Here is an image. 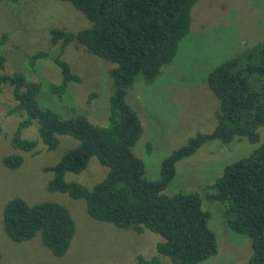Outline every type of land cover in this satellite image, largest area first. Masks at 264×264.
<instances>
[{
    "label": "trees",
    "instance_id": "trees-1",
    "mask_svg": "<svg viewBox=\"0 0 264 264\" xmlns=\"http://www.w3.org/2000/svg\"><path fill=\"white\" fill-rule=\"evenodd\" d=\"M1 1V0H0ZM17 1V0H11ZM81 11L89 25L77 31L50 29L49 43L61 48L75 40L98 57L113 63L108 69L111 90L106 124L91 121L74 111L61 115L37 101L40 84L18 71L4 72L6 57L0 53V92L8 85L13 102L6 109L19 117L10 136L12 147L34 151L41 141L48 150L59 144L60 135L77 143L68 148L45 170L52 176L49 190L82 198L87 213L137 233L150 230L160 235L157 253L168 256L172 264H193L217 252L214 231L208 225L210 212L202 207L196 190L165 191L175 175L176 163L194 153L213 138L228 144L246 138L258 142V127L264 124V34L206 72L205 81L218 100L215 124L211 131H196L186 142L163 156L159 176L148 179L145 164L132 147L142 134V125L134 109L126 102V88L135 79L151 82L164 64L174 57L179 41L188 32L191 9L197 0H66ZM4 34L0 37V45ZM45 50L27 55V64L47 57ZM60 70V81L48 83L49 92L61 98L69 82L80 77L60 54L52 56ZM35 124L36 137H24L22 131ZM150 145H146L149 152ZM106 167L105 175L91 187L66 179L65 173H79L89 158ZM22 162L20 152L3 157L10 168ZM210 195L222 202L227 225L247 235L251 254L241 264H264V140L249 154L228 161L211 184ZM226 205V206H225ZM3 227L10 239L23 241L40 233L44 245L55 256H62L75 231L69 209L56 201L30 203L13 196L3 207ZM133 264H165L158 256L137 254Z\"/></svg>",
    "mask_w": 264,
    "mask_h": 264
},
{
    "label": "rangeland",
    "instance_id": "rangeland-1",
    "mask_svg": "<svg viewBox=\"0 0 264 264\" xmlns=\"http://www.w3.org/2000/svg\"><path fill=\"white\" fill-rule=\"evenodd\" d=\"M88 25L84 14L66 0L0 1V37L4 34L0 53L6 57L3 71H18L27 79L37 80L40 105H47L65 116L79 111L103 125L107 123L111 90L108 69L113 63L92 54L75 40L63 48L59 42L49 43L51 28L77 31ZM263 34L264 0H197L191 9L189 30L179 41L172 60L162 66L151 82L138 77L126 88L125 100L142 125V134L132 150L144 161L148 179L159 176L163 156L196 131L212 130L218 100L205 81L206 72L223 58L259 40ZM36 50H45L48 56L39 58L35 70L31 71L27 55ZM58 54L80 77L78 82L68 83L61 98L48 89V83H58L61 78L52 60V56ZM12 102L9 87L5 85L0 92V264H133L137 254L147 258L156 255L163 263L172 264L168 256L157 253L159 234L150 230L137 233L92 218L82 198L47 189L52 172L45 167L57 161L77 141L60 135L59 144L53 150H48L41 141L34 151L12 147L10 136L19 120L17 115L6 112ZM22 135L36 137L35 124L25 128ZM263 140L264 124L258 127L256 143L241 138L225 144L213 138L177 161L175 175L165 191L196 190L202 207L210 212L208 225L217 240V252L193 264H241L251 254L248 236L229 228L224 204L210 196L213 191L206 185L214 182L228 161L249 154ZM146 145L151 146L149 152ZM13 152L21 153L22 162L10 168L3 163V157ZM105 172L106 167L93 156L82 171L66 172L65 178L91 187ZM13 196H21L30 203L56 201L69 209L75 231L62 256L52 254L39 232L18 242L8 237L2 212Z\"/></svg>",
    "mask_w": 264,
    "mask_h": 264
}]
</instances>
